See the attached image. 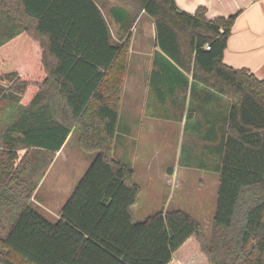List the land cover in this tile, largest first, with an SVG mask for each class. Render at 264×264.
<instances>
[{"label":"trees","instance_id":"1","mask_svg":"<svg viewBox=\"0 0 264 264\" xmlns=\"http://www.w3.org/2000/svg\"><path fill=\"white\" fill-rule=\"evenodd\" d=\"M126 2L156 28L147 115L184 119L206 153L183 144L181 165L219 173L214 238L179 209L134 219L141 186L112 157L120 115L105 91L118 83L109 76L122 77L129 45L114 42L99 1L0 0V103L21 110L2 134L0 264H264V79L224 62L237 15L210 19L206 7L192 14L176 0ZM110 13L129 22L122 6ZM74 127L96 156L52 222L31 202Z\"/></svg>","mask_w":264,"mask_h":264},{"label":"rangeland","instance_id":"2","mask_svg":"<svg viewBox=\"0 0 264 264\" xmlns=\"http://www.w3.org/2000/svg\"><path fill=\"white\" fill-rule=\"evenodd\" d=\"M99 3L108 15L114 42L121 45L128 42L129 45L122 77L119 79L117 75L109 76L120 84L109 81L105 85V91L110 101L117 103L120 115L118 134L112 145V157L127 164L133 171L134 181L141 186L138 202L132 207L134 219L143 221L159 211L183 210L199 222L206 241L211 243L214 238L219 173L215 170L181 165L183 144H196V153H206L203 150V142L196 143L194 138L192 141L185 134L184 119L176 121L151 117L146 112L150 99L148 77L153 69L155 51L154 20L144 12H139L135 19L136 11L134 7L128 6L126 0H101ZM113 5L122 6L130 12L129 22L122 27L118 22L113 24L111 21L109 14ZM1 84L9 87L11 83L4 80ZM44 91L49 93L46 89ZM8 105L0 103V163L7 162V150L1 136L11 118L9 116L17 117L21 113L20 109H16L19 107ZM163 108L178 111V107L173 104ZM72 132L65 153L69 154L71 161H65V157L59 159L49 173V177L58 184V200L53 201L54 204L48 202L52 210L41 209L39 203L45 204L48 177L38 192L37 203H33L50 221L60 217L66 194L69 190L72 191V185L75 187L96 156L95 153H87L81 148L80 130L74 127ZM19 154L23 156L26 151H19ZM56 155H53L52 163ZM206 157L208 161H213L211 156ZM194 264H202V261L195 259Z\"/></svg>","mask_w":264,"mask_h":264},{"label":"crops","instance_id":"3","mask_svg":"<svg viewBox=\"0 0 264 264\" xmlns=\"http://www.w3.org/2000/svg\"><path fill=\"white\" fill-rule=\"evenodd\" d=\"M176 3L180 10L192 14H194L200 6H204L207 9V17L210 19L221 16L228 17L231 15H237L236 21L232 28V34L228 41V46L225 50L224 62L234 68H248L252 73L255 74V76L264 79V0H176ZM104 14L106 20L108 21V15L106 13ZM109 15L113 24L118 22L111 13ZM119 24L122 27V24ZM34 62L43 63L40 58H35ZM57 63L58 60H56L55 57L49 55L48 64L50 66H55ZM43 74L44 72L41 70L32 71V77L35 78H43ZM72 134L73 132L70 133L61 150L56 153V159L51 164L49 170L45 174L36 190L31 203L35 209L36 207L33 205V203H37V196L39 194L38 192L50 176L49 173L51 172V169H53V167L58 163L59 159H62L63 157H65V161H71L69 154L66 155L65 153ZM1 139L3 142L2 136ZM48 183L49 186L46 187L47 194L44 198L45 204H42L41 202L39 203L42 206V210L46 208L52 210L51 206L49 207L48 202H55L59 198V188L56 181L49 177ZM75 187L72 185V191H68L64 202H66L70 197ZM59 218L60 217H56L55 221H57Z\"/></svg>","mask_w":264,"mask_h":264},{"label":"built area","instance_id":"4","mask_svg":"<svg viewBox=\"0 0 264 264\" xmlns=\"http://www.w3.org/2000/svg\"><path fill=\"white\" fill-rule=\"evenodd\" d=\"M210 48H211V47L208 45V46H207V49H210Z\"/></svg>","mask_w":264,"mask_h":264}]
</instances>
